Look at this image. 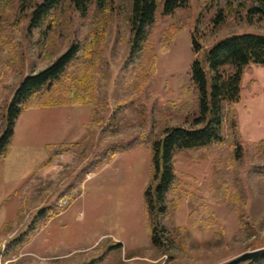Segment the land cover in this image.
<instances>
[{"label":"rangeland","instance_id":"obj_1","mask_svg":"<svg viewBox=\"0 0 264 264\" xmlns=\"http://www.w3.org/2000/svg\"><path fill=\"white\" fill-rule=\"evenodd\" d=\"M219 6L223 4L214 5V0H188L173 15L158 16L160 29L171 22L186 26L170 30L175 35L167 52L160 51L163 43L159 41V27L156 29L151 40L156 72L136 90V75L124 68L130 37L128 0H112L102 11L92 5L85 17L64 3L53 11V29L42 45L35 29L26 30L28 7L20 8V0L0 1V133L6 107L23 76L43 68L73 40L100 26L103 58L98 77L101 90L98 88L97 94L99 90L105 94L109 110L116 104H126L117 116L114 139L122 145L129 144L125 152L115 153L97 169L84 172L91 163L92 151L100 148L86 143V147L82 146L83 125L91 118L90 107H34L23 111L15 120L8 151L0 158V264H70L72 258L79 264L99 253L96 248H89L74 251L70 257L56 258L54 252L40 245V227L15 255L6 254L3 249L8 241L27 227L39 208L46 206L62 209L42 229L41 235L49 238L52 250H72L75 244L86 245L102 234H108L107 238L113 234L125 244L127 249L108 251L99 264H221L243 252L264 247V184L259 179L248 180L247 189L246 211L254 220L253 236L234 237L237 216L224 203L212 205L225 233L224 239L217 242L211 230L187 224L192 206L182 200L174 212L164 216L163 223L168 234L185 244L169 249L164 255L155 247L140 248L138 254L144 259L128 258L131 239L142 234L145 223L142 189L148 180L149 152L146 144L137 141L141 133L153 136L158 128L181 119L168 109L166 102L175 98V76L189 71L192 56L189 30L197 19L200 25L207 23ZM242 31L264 34V22H248L243 11L240 15L234 13L216 32L209 34L204 45ZM234 105L243 139H264V66L250 63L245 67L241 98ZM71 141L82 147L57 155L47 166L46 174L43 173L46 167L32 173L33 167L45 158V143ZM175 167L194 177L184 179L192 191L196 192L204 181L217 183L210 160H193L187 150L176 154ZM71 195L74 198L69 204L59 205L60 198L68 200ZM178 226L187 227L184 234L174 231ZM109 243V239L103 240L98 250L106 251ZM82 256L85 258L80 261Z\"/></svg>","mask_w":264,"mask_h":264},{"label":"trees","instance_id":"obj_2","mask_svg":"<svg viewBox=\"0 0 264 264\" xmlns=\"http://www.w3.org/2000/svg\"><path fill=\"white\" fill-rule=\"evenodd\" d=\"M1 1V0H0ZM112 0H20V8L30 10L26 30L35 29L40 45L53 29V11L67 3L85 17L90 7L106 9ZM125 1V0H123ZM129 46L125 66L134 72V88H142L156 72V54L151 40L158 29V16H171L188 0H128ZM222 3L209 21L203 25L197 19L189 30L192 56L188 73L175 76V98L166 102L169 110L180 116L179 122L158 128V132L141 133L138 144H146L149 152L148 180L142 189V208L150 244L166 254L171 248L184 245L171 236L163 223L168 212L188 201L189 226L211 230L214 239H224V228L212 205H229L237 216L238 229L234 237L254 235V220L246 211L248 180L264 184V139L244 140L239 127L235 103L241 98L245 67L252 63L264 66V34L231 32L205 46L209 34L216 32L228 17L244 12L248 22H264V0H214ZM48 19V20H47ZM48 22H47V21ZM186 26V25H185ZM176 22L159 27L161 52H167L175 32L185 27ZM171 33V35H170ZM102 31L100 26L73 40L67 48L43 68L23 76L6 107L4 128L0 133V158H4L14 133L17 117L34 107L87 105L90 120L83 125L85 140L82 146L100 145L92 151V160L84 172L95 170L109 161L115 153H123L129 144L114 139L118 128V114L126 104H116L109 110L105 94L100 90L98 77L102 61ZM100 88L98 94L97 90ZM77 141L44 144L45 158L33 167L32 173L47 167L54 158L82 147ZM191 153L193 160L209 159L214 166L216 185L204 181L197 191L187 188L184 179L194 177L178 171L175 156L181 151ZM73 196L68 199L69 204ZM53 206L41 207L24 230H20L4 246V252L15 255L47 220L61 212ZM186 226L174 228L184 234ZM103 238L97 243L99 252L79 264H96L106 253L120 249L121 243L109 244L100 252ZM240 264H264V254Z\"/></svg>","mask_w":264,"mask_h":264},{"label":"crops","instance_id":"obj_3","mask_svg":"<svg viewBox=\"0 0 264 264\" xmlns=\"http://www.w3.org/2000/svg\"><path fill=\"white\" fill-rule=\"evenodd\" d=\"M256 141V140H255ZM101 169H103V168H101ZM100 169V170H101ZM46 172H47V167L45 168V169H43V173L44 174H46ZM143 212V211H142ZM49 222V221H48ZM47 222V223H48ZM47 223L44 225V226H42L41 228H40V230H39V232H38V234H39V236H40V240H39V242H40V245L41 246H43V247H47V249H49L51 252H54L55 253V256H56V258L58 257H70V256H72L73 255V253H74V251H76V252H80V251H83V249H89V248H95L96 247V245H97V241L101 238V237H104L103 238V240H106V239H109V241H110V243L109 244H113V243H116V242H120L121 243V248H120V250L122 249V250H125V249H127L126 248V246H125V244L121 241V240H119V238L117 237V236H115V235H113V234H110L109 236L110 237H105L106 235H108V234H102L101 236H99L98 238H96V239H94L93 241H91L90 243H88V244H79V243H77V244H75L73 247H72V250H59V249H57L56 248V250H52V249H50L51 248V244H48L49 242H50V240H49V238H47L46 236H42L41 234H42V229L43 228H45L46 227V225H47ZM143 225H144V229H143V232H142V234L140 233L139 235H137V237H134V238H132L131 239V248H129L128 249V251H129V255H128V258L129 259H136V258H142V259H144V257L145 256H141L140 254H138V250L140 249V248H144V249H154V247L150 244V242H149V238H148V235H147V237H146V235H145V233L147 234V232H146V227H145V223H143ZM102 239V238H101ZM108 244V245H109ZM115 250V249H114ZM112 250H110L109 252H111ZM108 252V253H109ZM84 256H82L81 258H79V260L81 261V260H84ZM149 258H150V256H149ZM150 259H154V258H150ZM156 259V258H155ZM103 260V259H102ZM102 260L101 261H99L97 264H99L100 262H102ZM85 261V260H84ZM77 262H76V260L75 259H71V261H70V264H76Z\"/></svg>","mask_w":264,"mask_h":264},{"label":"water","instance_id":"obj_4","mask_svg":"<svg viewBox=\"0 0 264 264\" xmlns=\"http://www.w3.org/2000/svg\"><path fill=\"white\" fill-rule=\"evenodd\" d=\"M262 254H264V247L258 248L255 250H251V251L243 252L240 255H238L237 257L232 258L228 261H225L221 264H240L243 261L249 260L251 258L257 257V256L262 255Z\"/></svg>","mask_w":264,"mask_h":264},{"label":"built area","instance_id":"obj_5","mask_svg":"<svg viewBox=\"0 0 264 264\" xmlns=\"http://www.w3.org/2000/svg\"><path fill=\"white\" fill-rule=\"evenodd\" d=\"M67 199L66 198H60V200H59V205L60 206H63V205H65V204H67Z\"/></svg>","mask_w":264,"mask_h":264}]
</instances>
